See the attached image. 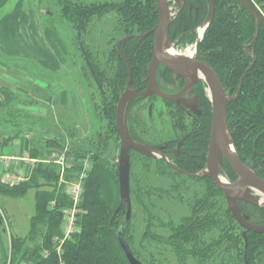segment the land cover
<instances>
[{
  "label": "trees",
  "instance_id": "1",
  "mask_svg": "<svg viewBox=\"0 0 264 264\" xmlns=\"http://www.w3.org/2000/svg\"><path fill=\"white\" fill-rule=\"evenodd\" d=\"M253 4L264 6V0H251ZM215 17L210 23L205 38L199 46V56L208 61L219 73L227 94L235 96L241 84L239 95L228 103V117L231 134L236 149L245 164L256 169L264 176V20L257 32V23L250 11L237 0H214ZM60 18L67 19L70 26V40L78 48L82 62V72L88 69L94 82L91 86V103L96 113L107 123L105 129L96 139L88 138L85 142L77 141V114L59 115L53 137L41 139L34 134L29 147L30 157L38 159L29 173V177L19 184L11 185L2 180L0 174V194L9 196H24L30 189H37L35 197V214L31 219V227L26 236H11L10 253L6 254L4 264H129L126 253L120 245L118 235L122 230L131 246L134 255L146 264H156L155 259L145 257L143 244H135L130 233L134 218V205L142 211L146 219V230L143 239H158L169 245L182 263L194 258L201 264H264V235L249 231L247 238L239 230L240 226L233 218L230 210L219 198L221 192L215 184L204 177L182 173L175 167L196 173L204 168L202 157L199 166H192L190 153L195 149L187 143L179 157L173 159L175 167L164 159L145 156L140 153L137 159L142 175L139 176V188L135 201L132 200V217L126 219V212L116 213L120 204L119 162L117 165L104 158L106 152L114 147H121V140L116 126V111L122 92L129 81V65L133 71L131 85L133 87L147 84V67L153 53L152 36L141 42L137 36L153 28L158 20L157 0H122L86 2L83 0H60ZM117 14L114 32L106 33L108 38L105 46V61L99 58L89 44L87 38L91 35V27L100 18L111 13ZM49 13V12H48ZM208 15L206 0H193V5H187L171 26V32L177 35L201 25ZM52 17V13L50 14ZM79 33V34H78ZM80 35V36H79ZM131 35L129 41L119 48L117 41ZM256 36V37H255ZM194 40V34L191 35ZM107 48V49H106ZM104 50V51H105ZM121 50V52H120ZM77 64L76 55H72ZM253 64V65H252ZM252 65V66H251ZM53 72L52 74H54ZM86 77V74H83ZM46 87H39L47 96L42 95L40 101L17 96L18 102L37 104L55 100L59 109L62 86L55 85L50 80ZM89 80L87 79L86 82ZM59 85L58 92L55 86ZM54 89V90H53ZM201 99L199 108L205 126L204 142L197 151H207L211 124L212 103L206 95L205 85H200ZM87 107L90 108L89 97ZM143 98H136L130 103L127 121L132 138L144 144L158 140L155 119L148 114L144 118L140 113H132V108L139 105ZM78 101V100H77ZM46 106V105H45ZM51 108V104L50 107ZM52 109V108H51ZM75 111V109H74ZM60 114V113H59ZM48 116V115H47ZM50 118L30 112L18 106L0 109V156L5 155V149L24 137L22 131L28 126L30 131L42 128L51 123ZM151 131L148 130V125ZM68 127L73 139L72 149L67 155L81 158L90 157L92 168L84 180V194L81 201L83 211L79 215L78 224L81 228L63 245L64 255L56 249L57 240L62 237L64 210L71 207L72 200L66 192V184L61 183V167L44 160L53 152L65 150L66 138L61 133V127ZM154 128H153V127ZM52 128L51 126H49ZM100 128V129H101ZM28 130V131H29ZM58 131V132H57ZM35 132V131H33ZM143 134L144 138L141 136ZM201 136V135H199ZM198 137V136H197ZM145 138L153 139L147 141ZM194 138V135L188 139ZM169 143V144H168ZM172 148V142H168ZM198 146V143L196 142ZM133 154V153H132ZM133 154V155H134ZM178 165V166H177ZM131 167V198L133 196ZM83 164L73 166L66 173L67 180H75L83 171ZM226 171L231 179L236 175L230 165ZM43 181V183H41ZM161 182L163 184H161ZM169 188H165V186ZM162 185V186H160ZM171 196V197H168ZM166 197L173 198L172 201ZM133 199V198H132ZM54 205L52 206V204ZM172 204V210L170 209ZM242 212L256 224H264V208L241 202ZM163 211L168 212L169 219L165 221ZM166 228L167 234L161 235L154 228ZM142 240V239H141ZM46 250L49 254L46 256ZM200 264V263H199Z\"/></svg>",
  "mask_w": 264,
  "mask_h": 264
},
{
  "label": "rangeland",
  "instance_id": "2",
  "mask_svg": "<svg viewBox=\"0 0 264 264\" xmlns=\"http://www.w3.org/2000/svg\"><path fill=\"white\" fill-rule=\"evenodd\" d=\"M15 0H13L14 2ZM22 1V0H19ZM86 2H96V1H107V0H83ZM111 1H121V0H111ZM12 2V4H13ZM60 0H23V3H25L26 7L29 9H32L36 16L37 25L39 28L42 29V31L46 34L48 30L51 32V36L53 37V33L55 34V37L53 38L52 44L55 50L59 53L60 65H59V74H52L53 69L50 67L44 66L39 61H34L31 59H25V58H18L16 59H8L5 58L16 66H20L25 69L26 72H30L32 74V77L37 82H42V78L44 81L51 80L53 84L55 85L58 81L64 86H62L63 90L66 95L69 96V104L74 101V98L78 100V104H75L73 106L70 104L68 107L59 109L56 106L55 100L57 97H53V101L46 102L45 105L47 107H50V104L52 105V109L50 108L48 112H46L45 109L41 108L39 114L43 115L44 117L50 118L49 126L45 125L42 128L37 127L33 129V131H30L28 126H25L22 131L25 132L23 139H30L34 137V134L40 135L41 139L50 138L53 137L52 132L46 131V129H51L55 132V129L57 127L60 128V123L58 122L59 115H65V114H73V112H76V109L79 111L77 113L78 121L76 123V127L78 128V136L76 137L77 141H83L85 144V140L88 138L96 139L98 135L102 132H105L104 128H101L102 125L106 126L107 121L102 118V120L99 117V113H96V111L93 109L92 106V99L90 94H92L93 90L95 89L94 82L92 80L91 73L88 69L82 72V69H79L80 62H82V57L80 52L78 51V48L74 47L71 43L70 37H68V33L71 31L70 26L67 24L66 21L61 20L60 14ZM11 4V5H12ZM11 5L9 4V8L11 9ZM258 8L261 10L262 14L264 15V6L262 4L258 3ZM49 12V13H48ZM52 13V16L50 14ZM117 18L116 13H111L110 15L100 18L97 21L94 22L93 26L91 27V35L87 38V44L91 46V48L99 55V58L102 61H105L108 54H105L106 50L104 49L106 46V42L108 40L106 33L111 30V26H113L115 19ZM57 39V40H56ZM189 48V47H188ZM187 48V49H188ZM107 49V48H106ZM187 49H184L186 51ZM105 50V51H104ZM63 53V55H62ZM72 55H76L77 57V64L75 63L74 59L72 58ZM7 60H3L2 62L7 63V67L10 66ZM1 65V60H0ZM68 70H69V76H68ZM61 72V74H60ZM83 74H86V77H84ZM20 77V74H18L17 79ZM25 78V75H21V81H23ZM89 80L86 82V80ZM58 82V84H60ZM67 82V83H66ZM7 83L3 84L6 85ZM46 84V82H45ZM55 86L57 88V91L59 92L61 90V87L59 85ZM93 86V90L91 88ZM54 90V89H53ZM92 90V92H91ZM85 94L89 97L90 101V108L87 107V99L85 97ZM30 95L32 100L40 101L42 98V95L47 96L45 92H41L39 90V87H31L30 89ZM87 102V103H86ZM25 103V101L23 102ZM159 109L161 108L160 104H157ZM65 106V104H64ZM61 107V106H60ZM32 108V107H31ZM75 108V111H74ZM136 109L132 110V113H135ZM33 113V112H32ZM60 113V114H59ZM38 114V113H34ZM38 114V115H39ZM48 115V116H47ZM76 115V113H75ZM144 118L146 116H143ZM167 120H165V123ZM148 130L151 131V126L147 123ZM156 125L157 132L160 134L164 133L162 128H165L164 131H167V125L163 127V125L157 121ZM153 127V126H152ZM101 128V129H100ZM154 128V127H153ZM29 130V131H28ZM61 133L65 136L66 142H65V150L62 151V153H66V160L71 166H76L78 164H83V166L86 163H91L90 157L81 158L80 160L76 158L75 156H68L67 152L72 149L73 139L70 136V130H68V127H61ZM58 132V131H57ZM157 133V136L159 135ZM29 137V138H28ZM44 141V140H43ZM120 149L121 147H114L112 151L106 152L104 155V158L107 159L110 163H113L114 165L118 164L119 161V155H120ZM22 150V149H21ZM13 152V145L8 146L5 149V153L9 154ZM17 156L24 157V158H31L29 149L27 151H22L21 153L16 154ZM20 163V166L22 167L20 169V172L30 173L31 169L33 168V164L31 161L28 160H16ZM58 165V164H57ZM93 165V164H92ZM133 177H132V187L134 189L132 200L135 201V198L138 194V191H140L139 188V176L142 175V168L140 167V163L137 159V155H133ZM11 165L9 170L13 172H18V168H15ZM82 173V172H81ZM80 173V174H81ZM43 183V181H41ZM61 184V181H60ZM161 184H163L161 182ZM162 186V185H160ZM165 188H169L168 184L165 186ZM37 189H30L24 196H9L5 194H0V264H4L6 260V254L10 251V238L11 236H26L29 233L30 227H31V219L35 214V197H36ZM250 194L254 195V192L252 191ZM171 197V196H168ZM166 197V200L172 201L173 198ZM135 207V215L131 224L130 233L134 236V242L135 244L142 243L143 246V253L146 258L155 259L156 264H183L180 258L177 257L175 252L172 250V248L167 245L165 242L160 241L158 239H143L142 234L146 230V224L147 221L144 219V214L142 211L137 210L136 205ZM170 209L172 210V204L170 203ZM83 211V208H82ZM84 212V211H83ZM163 217L165 221H167L170 217L168 212L163 211ZM79 228H81L80 224H78ZM155 232L161 235H166L167 230L166 228H154ZM142 239V240H141ZM48 253L49 251L46 250ZM10 253V252H9ZM62 254L64 255V249H62ZM201 264V262L197 261L194 258L188 259L187 263L184 264ZM206 264H213L211 262H208Z\"/></svg>",
  "mask_w": 264,
  "mask_h": 264
},
{
  "label": "water",
  "instance_id": "3",
  "mask_svg": "<svg viewBox=\"0 0 264 264\" xmlns=\"http://www.w3.org/2000/svg\"><path fill=\"white\" fill-rule=\"evenodd\" d=\"M254 16L257 22V32L259 31L260 22L264 19L261 12L249 0H239ZM178 4H182L183 0H176ZM209 2V14L205 22V30L215 17L216 6L213 0ZM157 8L159 12L158 23L153 29L155 32V52L154 57L149 67V86L148 89L141 93L142 96L157 94L163 98L175 99L179 103H183L185 107H193L197 109L196 103L191 104L184 100L185 93L192 89L193 85L198 81L199 74L205 78L209 85L210 94L213 105V120L212 134L208 154V168L211 177L216 185L226 194L231 211L237 221L246 229L255 232L264 233V225H255L250 223L241 213L237 199L249 201L255 205H261L260 200L249 196L248 189L254 187L264 194V179L261 178L253 169L241 159L229 126L228 118V103L236 98L241 91V84L235 96H229L226 89L215 69L207 62L193 58L181 56H167L165 51L169 49V27L172 21V14L169 5V0H157ZM204 35V34H203ZM145 35L138 36L139 39ZM255 36V37H256ZM131 36L123 38L118 45L130 39ZM170 68L179 73L186 79V85L183 90L177 94L164 93L158 86L156 71L159 64ZM253 65V64H252ZM251 65V66H252ZM130 66V65H129ZM133 79L132 69L130 67V76L126 90L122 93L116 111V126L121 140V149L119 155V187H120V204L116 213L121 210L126 212V219L132 217V198H131V167L132 153L136 151L145 156L158 157V145L144 144L134 140L129 131L127 115L131 100L136 95L137 91L131 90V81ZM169 164L174 167L170 160L165 157ZM227 160L238 175V180L234 183L223 179L219 171V163L223 164ZM199 175V173H195ZM245 238L246 233H245ZM118 239L121 247L126 253L129 264H146L138 259L128 241L126 240L123 231H119Z\"/></svg>",
  "mask_w": 264,
  "mask_h": 264
},
{
  "label": "flooded vegetation",
  "instance_id": "4",
  "mask_svg": "<svg viewBox=\"0 0 264 264\" xmlns=\"http://www.w3.org/2000/svg\"><path fill=\"white\" fill-rule=\"evenodd\" d=\"M108 1H111V0H108ZM206 1L208 2V0H206ZM237 1H239V0H237ZM249 1L253 4V2L251 0H249ZM115 2H120V1H115ZM169 5H170V9H171V14H172V21H171V24L169 27V35H170L169 49H167L165 51V54L167 56H181V57H186V58H193V59H197V60L209 63L204 58L199 56V46L202 43V41L204 40L206 31L208 29L207 28L205 30L206 20L201 25H199L198 27L192 29L189 33L183 32V33L177 35L176 33L171 32L172 24L177 20L178 16L186 8L187 5H189V6L193 5V0H183L181 5L178 4L176 2V0H169ZM256 7L261 12V10L258 8V6H256ZM215 13H216V11H215ZM158 14H159V12H158ZM208 14H209V2H208ZM261 14H262V12H261ZM207 17H208V15H207ZM263 17H264V15H263ZM158 18H159V16H158ZM62 20L67 22L66 18L65 19L62 18ZM115 22L116 21H114L113 26H111L112 32H114L113 30L115 28ZM157 23H158V20H157ZM157 23H156V25H157ZM156 25L153 28H151L150 30H148L147 32L136 35L139 42L146 39L150 35L152 36L153 53H152L151 60H150L148 67H147V81L148 82L146 84V87L143 88V86H137V87L131 88L132 85L130 86L131 90L137 91L136 95L131 100V103L136 98H143L142 101H140L141 103L139 105H136L135 107H133L131 110L136 109V111L134 113L136 119H137L136 114H138V113H140L142 116H146V118L148 117V114L151 115L155 119L154 124H153L155 127L158 126V125H156L157 121H159L163 125V127L165 125H167V127H168L167 131H164L165 128H162L163 129L162 131L164 132L162 134L157 132L158 130L156 128V133H159L157 141H154L153 139L145 138L147 141H154L152 143H149L150 145H158L159 146V148H158L159 154H158V157H155V158L164 159L167 162V164H169V162L165 158V157H167L170 160L171 164L175 167L176 165L173 164L172 157H173V159L179 157L180 154L182 153L183 147L187 143H189L195 149V152L190 153V159L193 161L192 166H199L200 163H198V162L201 160L200 158L204 154L202 160H203V162L205 160V164H204L205 167L200 169L198 172H196V173H199V175H196L195 173H190V172L183 170V169H180L178 167H175V169L177 171L182 172V173H187V174H192V175L204 177L205 178V179H203L204 183L208 182V180H211L215 184V186L219 189V191L221 192V195L219 196V198L224 202L223 205H226L228 207L233 218L239 224V226H240L239 230L242 232V234L245 236V233L247 235V233L249 231L255 232L253 230H249V229L244 228L237 221V219L233 215V212L230 209L226 194L216 185V183L214 182L213 178L211 177V175L209 173L208 154H209V147H210L211 134H212V124H211V132H210L209 142L207 145V151H205V152L197 151L202 146V143L204 142L203 136L205 135L204 132L202 131L205 124H204V121L202 119V111L199 108V101L201 99L200 85H202V84L205 85L206 95L209 97V99L212 103L209 85L206 82L205 78H203V76H201V74H199L198 81L193 85L192 89H189L185 93V95L183 96V99L189 101L191 104L196 103L197 109H195L193 107L192 108L191 107L190 108L185 107L183 105V103H179L175 99L163 98L157 94H151L148 96L140 95L141 93L145 92L149 86V77H148L149 67H150L151 61L154 57V52H155L154 51L155 50V32L153 31V29L156 27ZM202 28H203V32L201 34L200 30ZM145 34H146V36L144 38H141V39L138 38V36L145 35ZM192 34H194V36H195L193 41H191V39H192L191 35ZM68 35H69V33H68ZM128 36H131V35H128ZM128 36H125V37H128ZM68 37H70V35ZM125 37H122L120 40L117 41V47L118 48L123 43L129 41V39H128V40L122 42L120 45H118L119 42ZM184 49H187V50L184 51ZM169 50L171 51V53L167 54L166 52ZM120 52H121V50H120ZM128 65H130V63H128ZM130 67H131V65L129 66V76H130ZM132 73H133V71H132ZM218 75H219V73H218ZM156 77H157V83H158L159 88L164 93H167V94H177V93L181 92L186 85V79L182 75L171 70L170 68L164 66L161 63L157 67ZM219 77H220V75H219ZM220 79H221V77H220ZM221 81H222V79H221ZM222 83H223V81H222ZM223 85H224V83H223ZM224 87H225V85H224ZM158 103L161 105L160 109L158 108L159 107L157 105ZM165 120H167L166 121L167 124L165 123ZM212 120H213V105H212ZM191 135H194V138H192L189 142L188 139L191 137ZM199 135H201V136H199ZM141 136L143 137L144 135L141 134ZM170 141L172 142V145H173L172 148L168 147V144H169L168 142H170ZM139 142H140V140H139ZM196 142L198 143V146L196 145ZM166 143H168V144H166ZM134 153H138V152L133 151V154ZM133 154H132V160H133ZM226 164L230 165V163L226 159L224 160L223 164H221V163L218 164L220 175L223 178H225V180H227L228 182L234 183L238 180L239 177L236 174V172L234 171L233 167L230 165V167L232 168V170L234 171V173L236 175L235 179H231L228 176V173L226 171ZM248 167H250V166H248ZM250 168L253 169L261 178L264 179V176L259 174V172L256 169H254L252 167H250ZM252 191L254 192V195L250 194ZM248 192H249V196L257 198L258 200H260L261 205H255L249 201H246L243 199H237L238 207H239L242 215L250 223L255 224V225H264V224L253 223L251 220H249V216L245 215L241 210V207H240L241 202H246V203L252 204L253 206L264 208V194H262L258 189L254 188V187H250L248 189ZM255 233L264 235V233H259V232H255Z\"/></svg>",
  "mask_w": 264,
  "mask_h": 264
},
{
  "label": "crops",
  "instance_id": "5",
  "mask_svg": "<svg viewBox=\"0 0 264 264\" xmlns=\"http://www.w3.org/2000/svg\"><path fill=\"white\" fill-rule=\"evenodd\" d=\"M12 2L13 0H0V109L18 106L26 108L33 113L39 114L38 110L40 111L41 108L48 112L50 108L45 106V101H43V104L16 103L18 102L16 97L19 95H22V98H30L31 87L40 86L44 88L46 84L43 81L37 82L30 72H26L25 69L23 70L22 67L16 66L12 62L9 63L5 58L16 59V57H18L39 61L44 66L53 69V72L56 74H59V58L61 56H59V53L52 44L55 34L53 33L52 37L49 30L45 34L42 29L38 27L34 12L32 9L26 7L23 0H15L13 4ZM9 4H12L10 7L11 9H7L9 8ZM2 59L7 60L10 66L7 67L6 65L8 64L2 62ZM18 74H20V77L17 79ZM69 74L68 70V76ZM21 75H25L23 81H21ZM5 83L7 84L3 85ZM59 85L63 86L61 83ZM69 99L68 95L64 92L61 93L60 106L65 108L70 104L73 106L78 104L77 98H74V101L70 104ZM77 109L76 114L79 112ZM30 145V139L20 138L14 142L13 152L2 156L10 160V166L12 165L20 171L22 167L20 163L15 160L19 157L16 154L27 151ZM3 171L4 168L0 165V174H2Z\"/></svg>",
  "mask_w": 264,
  "mask_h": 264
},
{
  "label": "built area",
  "instance_id": "6",
  "mask_svg": "<svg viewBox=\"0 0 264 264\" xmlns=\"http://www.w3.org/2000/svg\"><path fill=\"white\" fill-rule=\"evenodd\" d=\"M28 160L33 163V165L39 161L38 159H32V158H24V157H17L15 160ZM14 160V161H15ZM48 163H55L58 164V166L61 167V183L66 184V192L69 195L70 199L72 200L71 207L64 210V219H63V225H62V237L57 240L56 249L59 252V254H62L63 245L65 242L71 238L79 231L78 226V219L79 215L82 212L81 209V201L84 194V180L86 176L88 175V171L91 170L92 164L86 163L84 165V169L82 173L76 177L75 180H67L66 173L68 169H72L73 166H71L67 160H66V153L62 152H53L49 158L44 160ZM0 165L4 168V171L2 172V180L8 184L16 185L24 181L29 177V173L25 172H13L9 170L10 166V160L7 157L0 156ZM54 203L52 204V206ZM49 253H45L47 256ZM10 264V262H9ZM63 264V262L61 263Z\"/></svg>",
  "mask_w": 264,
  "mask_h": 264
},
{
  "label": "bare ground",
  "instance_id": "7",
  "mask_svg": "<svg viewBox=\"0 0 264 264\" xmlns=\"http://www.w3.org/2000/svg\"><path fill=\"white\" fill-rule=\"evenodd\" d=\"M202 32H203V28L200 30V33L202 34ZM173 52V51H172ZM167 54H170L171 53V51L169 50V51H167L166 52ZM223 178V177H222ZM223 179H225V178H223Z\"/></svg>",
  "mask_w": 264,
  "mask_h": 264
}]
</instances>
